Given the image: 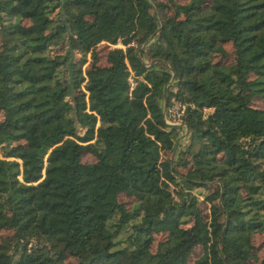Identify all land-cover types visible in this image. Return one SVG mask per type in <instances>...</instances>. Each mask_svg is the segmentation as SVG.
<instances>
[{"label":"trees","instance_id":"obj_1","mask_svg":"<svg viewBox=\"0 0 264 264\" xmlns=\"http://www.w3.org/2000/svg\"><path fill=\"white\" fill-rule=\"evenodd\" d=\"M255 98L264 0H0V264H264Z\"/></svg>","mask_w":264,"mask_h":264},{"label":"rangeland","instance_id":"obj_2","mask_svg":"<svg viewBox=\"0 0 264 264\" xmlns=\"http://www.w3.org/2000/svg\"><path fill=\"white\" fill-rule=\"evenodd\" d=\"M114 46H122V47H124V44L121 42V40H118L116 43H113V44L112 43H108L105 40H102L95 46V51H96V54H97V57H98L97 60H98L99 63H101V64L106 63V58H105L106 51H107L108 48L114 47ZM232 51H233V48H232L231 43L227 42V43L220 44L219 45V51L214 54L215 55L214 59L215 60H219V61H221V60H223V61H231L232 60V56H233ZM91 59H92L91 51H88L86 53V59H85L83 65H82L83 69H86L88 62ZM144 59H145L146 63H149L150 61L153 60V58L152 59L144 58ZM252 103L254 105H256V106L264 107V99H262V98L253 99ZM210 109H211L210 107H207L206 109H204V112H207ZM0 118H1V115H0ZM181 126H182V132L180 133V135L177 138L178 145L184 144V142L186 140V136L188 135V129H187L186 123L184 122V118H183V124ZM1 156H2V154L0 153V157ZM82 159L84 161H93L95 159V157H94V155H92L89 152H84L83 156H82ZM210 185H211L210 187H214L215 183L214 182L210 183ZM169 186H170L171 190H174V186L172 184H170ZM193 192L198 197H200V199H202L203 205L205 206V208L208 211V213H210L211 212L210 202L205 199V195L203 194V192L202 191L200 192L199 188H194ZM120 197L123 200H128V197H126L124 195H121ZM253 243L256 246V250H257V253L259 255V258H261L264 255V233H255L253 235ZM200 252H201V247L197 246L195 248V251L192 254V258H194L196 255H198ZM251 264H259V261H253Z\"/></svg>","mask_w":264,"mask_h":264},{"label":"built area","instance_id":"obj_3","mask_svg":"<svg viewBox=\"0 0 264 264\" xmlns=\"http://www.w3.org/2000/svg\"><path fill=\"white\" fill-rule=\"evenodd\" d=\"M135 74L131 70L128 76L130 86L134 83ZM207 107H204L206 109ZM186 111V105L179 101L173 100L170 104H166L163 109V116L165 122L169 124H183V118Z\"/></svg>","mask_w":264,"mask_h":264}]
</instances>
